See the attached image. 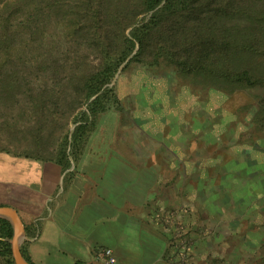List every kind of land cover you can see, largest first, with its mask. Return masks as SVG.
<instances>
[{
	"label": "rangeland",
	"instance_id": "rangeland-1",
	"mask_svg": "<svg viewBox=\"0 0 264 264\" xmlns=\"http://www.w3.org/2000/svg\"><path fill=\"white\" fill-rule=\"evenodd\" d=\"M145 1L4 2L9 9L0 11V154L68 170L82 154L106 152L108 144L109 152L125 158L135 146L167 172L169 185L175 183L174 167L184 174L177 195L183 206L153 215L167 235L161 264H235L241 259H229L232 242L216 249L208 239L207 203L213 197L207 181L244 177L256 160L264 161V91L224 96L203 89L157 58V47L133 59L137 48L128 53L124 42L153 14ZM124 54L109 81L86 99L84 83ZM103 92L100 107L90 108ZM197 175L200 204L190 180ZM242 192L238 184L228 194L220 191L219 212L235 218L240 212L232 204ZM170 198L175 202V194ZM110 254L99 250L93 263L116 264ZM0 264H7L1 254Z\"/></svg>",
	"mask_w": 264,
	"mask_h": 264
},
{
	"label": "crops",
	"instance_id": "crops-1",
	"mask_svg": "<svg viewBox=\"0 0 264 264\" xmlns=\"http://www.w3.org/2000/svg\"><path fill=\"white\" fill-rule=\"evenodd\" d=\"M110 148L82 154L68 170L53 162L0 154V208L18 216L23 226L19 249L30 263L94 264L99 250H109L116 264L162 263L167 235L153 215L183 206V199L177 201L182 169L171 170L175 183L169 185L167 172L151 155H141L134 146L132 157L125 158ZM252 167L244 177L207 181L213 197L207 203L208 239L216 249H227L225 243L232 242L229 259H241L235 264H264V161L256 160ZM252 176L257 180L250 184ZM190 180L200 204L199 176ZM236 184L243 192L232 208L240 213L228 219L216 199Z\"/></svg>",
	"mask_w": 264,
	"mask_h": 264
},
{
	"label": "trees",
	"instance_id": "trees-1",
	"mask_svg": "<svg viewBox=\"0 0 264 264\" xmlns=\"http://www.w3.org/2000/svg\"><path fill=\"white\" fill-rule=\"evenodd\" d=\"M4 2L8 0H0V11L1 6L9 9ZM145 7L153 14L124 42L128 53L137 48L133 59L157 47V58L169 61L203 89L224 96L264 91V0H146ZM4 23L0 21V29ZM127 56L106 63L84 83L86 99L102 89ZM103 96L104 92L89 107H100ZM11 237V225L0 218V254L7 264H12Z\"/></svg>",
	"mask_w": 264,
	"mask_h": 264
},
{
	"label": "water",
	"instance_id": "water-1",
	"mask_svg": "<svg viewBox=\"0 0 264 264\" xmlns=\"http://www.w3.org/2000/svg\"><path fill=\"white\" fill-rule=\"evenodd\" d=\"M0 218L8 220L12 227V237L10 239V250L14 264H28L21 255L19 245L23 233V226L16 213L9 208H0Z\"/></svg>",
	"mask_w": 264,
	"mask_h": 264
},
{
	"label": "built area",
	"instance_id": "built-area-1",
	"mask_svg": "<svg viewBox=\"0 0 264 264\" xmlns=\"http://www.w3.org/2000/svg\"><path fill=\"white\" fill-rule=\"evenodd\" d=\"M109 252L107 251L106 254H108Z\"/></svg>",
	"mask_w": 264,
	"mask_h": 264
}]
</instances>
